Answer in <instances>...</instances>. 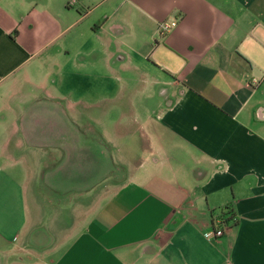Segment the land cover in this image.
<instances>
[{
  "label": "crops",
  "instance_id": "obj_1",
  "mask_svg": "<svg viewBox=\"0 0 264 264\" xmlns=\"http://www.w3.org/2000/svg\"><path fill=\"white\" fill-rule=\"evenodd\" d=\"M13 262L264 264V0H0Z\"/></svg>",
  "mask_w": 264,
  "mask_h": 264
},
{
  "label": "built area",
  "instance_id": "obj_2",
  "mask_svg": "<svg viewBox=\"0 0 264 264\" xmlns=\"http://www.w3.org/2000/svg\"><path fill=\"white\" fill-rule=\"evenodd\" d=\"M75 2V0H68V4H73ZM177 24V20H162L159 23V30L162 34L167 33L170 29H172V27L174 25ZM226 207H223L220 211L219 214H217L215 216V222H216V226L212 229H209L205 232V235L208 238H216L218 236H221L225 230L227 229V227L230 225V220L228 219V217L223 213V210Z\"/></svg>",
  "mask_w": 264,
  "mask_h": 264
},
{
  "label": "rangeland",
  "instance_id": "obj_3",
  "mask_svg": "<svg viewBox=\"0 0 264 264\" xmlns=\"http://www.w3.org/2000/svg\"><path fill=\"white\" fill-rule=\"evenodd\" d=\"M167 20H169V19H167ZM13 264H20V263L13 262Z\"/></svg>",
  "mask_w": 264,
  "mask_h": 264
},
{
  "label": "trees",
  "instance_id": "obj_4",
  "mask_svg": "<svg viewBox=\"0 0 264 264\" xmlns=\"http://www.w3.org/2000/svg\"><path fill=\"white\" fill-rule=\"evenodd\" d=\"M226 207H228V206H226ZM229 208V207H228Z\"/></svg>",
  "mask_w": 264,
  "mask_h": 264
}]
</instances>
